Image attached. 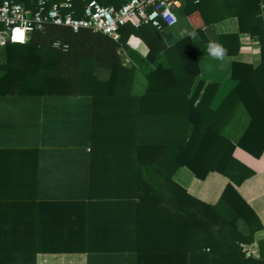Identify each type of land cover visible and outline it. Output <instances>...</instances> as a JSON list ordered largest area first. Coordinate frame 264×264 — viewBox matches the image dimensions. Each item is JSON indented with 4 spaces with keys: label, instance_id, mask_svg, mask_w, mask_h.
Listing matches in <instances>:
<instances>
[{
    "label": "trees",
    "instance_id": "16d2710c",
    "mask_svg": "<svg viewBox=\"0 0 264 264\" xmlns=\"http://www.w3.org/2000/svg\"><path fill=\"white\" fill-rule=\"evenodd\" d=\"M96 1L119 7L127 0ZM179 1L180 10L192 20L207 51L209 42L202 28L214 20L204 11L206 0ZM21 2L32 11L36 8L35 0ZM250 2L245 0V15L252 13ZM259 2L264 4V0ZM75 7V17H80L79 0H75ZM255 12L245 32L257 38L261 63L256 68L233 65L232 77L237 84L215 110L210 103L217 85L199 78L197 43L185 37L166 47L158 30L148 26L135 29L133 21L119 29L116 40L88 29L74 32L45 23L41 30L29 33L24 45L6 43L0 48V95H16L28 81L24 72L36 69L31 76L35 82L25 87V95L91 97L94 126L95 118L101 115L98 145L131 153L127 163L133 198L140 208L138 241L145 210L155 217L153 211H160L165 214L159 220L164 231H171L174 222L175 228L179 226L188 234L191 252L208 250L228 264H264V241L254 238L262 230L259 220L235 189L253 172L232 156L236 147L256 159L264 153V9L263 13ZM223 38L219 40L224 42ZM130 39L143 42L147 49L144 58L128 46ZM54 42L66 49L53 48ZM122 50L132 64L124 65ZM95 68L106 70L108 78L98 79ZM239 68L242 77L237 76ZM137 86L140 91L136 93ZM238 105L243 106L249 122L238 141L232 142L224 128ZM181 167L198 180L210 172L228 180L214 205L193 198L172 180ZM28 209L25 204L20 211ZM240 221L248 227V235L238 230Z\"/></svg>",
    "mask_w": 264,
    "mask_h": 264
},
{
    "label": "crops",
    "instance_id": "0c3cea01",
    "mask_svg": "<svg viewBox=\"0 0 264 264\" xmlns=\"http://www.w3.org/2000/svg\"><path fill=\"white\" fill-rule=\"evenodd\" d=\"M250 3L252 13L256 9L255 13H263V3ZM244 6L245 0L205 2L204 11L214 21L201 27L202 32L208 42H219L227 49L222 61L206 53L181 7L176 10V24L159 31L166 47L185 37L197 43L199 78L217 85L212 110L237 84L232 77L234 64L256 68L261 63L257 38L245 32L252 13L245 15ZM127 44L141 58L146 56L143 42L130 39ZM121 56L125 66L133 63L125 51ZM162 63L166 64L163 56ZM24 73L28 81L16 95H0V264H228L208 250L191 252L188 234L175 228L174 222L171 231L165 232L159 221L164 212L153 211L155 217L145 210L138 241L140 208L133 198L127 163L131 153L98 145L101 115L94 126L91 97L25 95L37 71ZM94 73L100 80L108 78L106 70L95 68ZM242 74L239 68L237 76ZM248 122L243 106L238 105L224 128L225 135L238 141ZM232 156L253 172L235 189L259 220L262 230L254 238L264 241V153L256 159L236 147ZM172 180L208 205L218 201L228 183L215 172L198 180L185 167L177 169ZM25 204L28 211H20ZM238 230L249 234L243 221Z\"/></svg>",
    "mask_w": 264,
    "mask_h": 264
},
{
    "label": "built area",
    "instance_id": "2783aa9c",
    "mask_svg": "<svg viewBox=\"0 0 264 264\" xmlns=\"http://www.w3.org/2000/svg\"><path fill=\"white\" fill-rule=\"evenodd\" d=\"M80 17H75V0H36V8L26 11L20 0H0V47L6 43L24 45L33 30H41L45 23L68 27L76 32L88 29L118 38V31L128 21L133 27H152L158 31L171 27L177 22L176 10L181 7L179 0H127L119 7L103 6L96 0H79ZM264 9V4L261 5ZM55 49H66L54 42Z\"/></svg>",
    "mask_w": 264,
    "mask_h": 264
},
{
    "label": "clouds",
    "instance_id": "9594fccd",
    "mask_svg": "<svg viewBox=\"0 0 264 264\" xmlns=\"http://www.w3.org/2000/svg\"><path fill=\"white\" fill-rule=\"evenodd\" d=\"M188 35H194V34L188 33ZM207 53L213 59L222 61L227 55V49H225L219 42L210 41L207 44Z\"/></svg>",
    "mask_w": 264,
    "mask_h": 264
},
{
    "label": "rangeland",
    "instance_id": "374dc122",
    "mask_svg": "<svg viewBox=\"0 0 264 264\" xmlns=\"http://www.w3.org/2000/svg\"><path fill=\"white\" fill-rule=\"evenodd\" d=\"M142 76H141V74L140 73H138V78L137 79H140ZM143 81V79L141 78L140 79V82H142ZM139 87V86H138ZM140 91V90H139ZM187 173H188V171H186ZM189 174V173H188Z\"/></svg>",
    "mask_w": 264,
    "mask_h": 264
}]
</instances>
